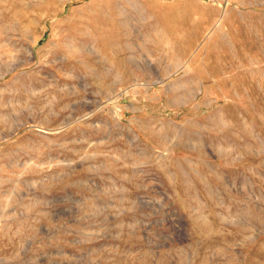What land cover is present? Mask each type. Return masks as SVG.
Wrapping results in <instances>:
<instances>
[{
	"label": "rangeland",
	"instance_id": "1",
	"mask_svg": "<svg viewBox=\"0 0 264 264\" xmlns=\"http://www.w3.org/2000/svg\"><path fill=\"white\" fill-rule=\"evenodd\" d=\"M0 264H264V0H0Z\"/></svg>",
	"mask_w": 264,
	"mask_h": 264
}]
</instances>
